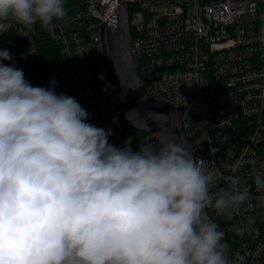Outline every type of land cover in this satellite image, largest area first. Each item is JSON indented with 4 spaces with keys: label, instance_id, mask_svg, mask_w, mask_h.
Masks as SVG:
<instances>
[{
    "label": "clouds",
    "instance_id": "obj_1",
    "mask_svg": "<svg viewBox=\"0 0 264 264\" xmlns=\"http://www.w3.org/2000/svg\"><path fill=\"white\" fill-rule=\"evenodd\" d=\"M66 16L65 0H0V33ZM12 59L0 50V264H246L207 211L252 210L244 177H222L175 137L158 151L111 144L55 80L32 86ZM252 175L264 191V172ZM220 179L229 187L213 191Z\"/></svg>",
    "mask_w": 264,
    "mask_h": 264
},
{
    "label": "built area",
    "instance_id": "obj_2",
    "mask_svg": "<svg viewBox=\"0 0 264 264\" xmlns=\"http://www.w3.org/2000/svg\"><path fill=\"white\" fill-rule=\"evenodd\" d=\"M122 2L148 96L183 106L194 146L212 157L222 177H244L239 187L248 188L252 210L228 218L208 209L212 221H232L224 230L230 258L247 254L246 264H264V191L252 175L264 172V0H79L48 26L29 30L11 22L0 33V50L13 59L3 63L22 69L32 86L49 88L55 80L54 91L74 97L89 113L87 122L110 129L109 142L123 148L132 133L122 131L102 36ZM48 43L57 61L46 64ZM237 161L245 163L237 169ZM228 187L220 179L213 191Z\"/></svg>",
    "mask_w": 264,
    "mask_h": 264
},
{
    "label": "water",
    "instance_id": "obj_3",
    "mask_svg": "<svg viewBox=\"0 0 264 264\" xmlns=\"http://www.w3.org/2000/svg\"><path fill=\"white\" fill-rule=\"evenodd\" d=\"M102 36L103 62L117 84L118 100L123 108L120 115L123 134L129 136L134 130L149 132L153 137L142 145L157 141V151L164 141L175 137L177 142L183 141L184 147L192 150L194 157L211 165L212 157H206L195 147L184 131L183 106L163 104L146 93L143 78L139 75V60L132 46L130 14L126 3H121L116 20L104 22ZM138 150L139 146L133 151ZM231 223L219 225L226 230Z\"/></svg>",
    "mask_w": 264,
    "mask_h": 264
},
{
    "label": "trees",
    "instance_id": "obj_4",
    "mask_svg": "<svg viewBox=\"0 0 264 264\" xmlns=\"http://www.w3.org/2000/svg\"><path fill=\"white\" fill-rule=\"evenodd\" d=\"M79 0H65V7H66V9H68V8H70L72 5H74L76 2H78ZM46 46H47V48L45 47V51H44V54H45V56L47 57V59L50 57V60H48L47 62H46V64H49V63H54L55 61H57V54H56V56H55V53H54V51H53V46H51V44L50 43H48V44H46ZM51 47H53V48H51ZM53 55H54V58L52 59V57H53ZM147 141H144V140H140V141H138L137 143H136V146H135V148L136 147H138V146H140V145H142V144H144V143H146Z\"/></svg>",
    "mask_w": 264,
    "mask_h": 264
},
{
    "label": "rangeland",
    "instance_id": "obj_5",
    "mask_svg": "<svg viewBox=\"0 0 264 264\" xmlns=\"http://www.w3.org/2000/svg\"><path fill=\"white\" fill-rule=\"evenodd\" d=\"M153 135L149 132L146 131H140V130H134L131 134V142H132V147L135 148L136 143L140 140L148 141L151 139ZM154 150H157L159 147V143L157 141L149 144Z\"/></svg>",
    "mask_w": 264,
    "mask_h": 264
}]
</instances>
